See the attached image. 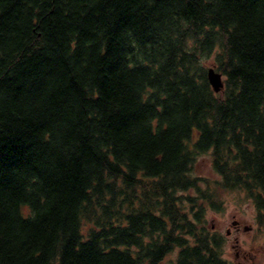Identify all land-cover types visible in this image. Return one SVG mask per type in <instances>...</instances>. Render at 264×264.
I'll return each instance as SVG.
<instances>
[{"label": "trees", "instance_id": "obj_1", "mask_svg": "<svg viewBox=\"0 0 264 264\" xmlns=\"http://www.w3.org/2000/svg\"><path fill=\"white\" fill-rule=\"evenodd\" d=\"M231 191L264 228V0H0V264H230Z\"/></svg>", "mask_w": 264, "mask_h": 264}, {"label": "rangeland", "instance_id": "obj_2", "mask_svg": "<svg viewBox=\"0 0 264 264\" xmlns=\"http://www.w3.org/2000/svg\"><path fill=\"white\" fill-rule=\"evenodd\" d=\"M208 66L214 67L211 63ZM193 173L215 177L208 155L198 159ZM220 199L219 209L207 210L206 222L223 238V257L230 264H264V228L256 223L257 210L253 202L241 191L222 193ZM232 220H237L238 228L234 227Z\"/></svg>", "mask_w": 264, "mask_h": 264}, {"label": "water", "instance_id": "obj_3", "mask_svg": "<svg viewBox=\"0 0 264 264\" xmlns=\"http://www.w3.org/2000/svg\"><path fill=\"white\" fill-rule=\"evenodd\" d=\"M208 81L214 92H220L224 87L223 76L214 70V67L208 69ZM234 224V222H232Z\"/></svg>", "mask_w": 264, "mask_h": 264}, {"label": "flooded vegetation", "instance_id": "obj_4", "mask_svg": "<svg viewBox=\"0 0 264 264\" xmlns=\"http://www.w3.org/2000/svg\"><path fill=\"white\" fill-rule=\"evenodd\" d=\"M234 222L233 225H235L234 227L238 228V225H237V220H232Z\"/></svg>", "mask_w": 264, "mask_h": 264}]
</instances>
